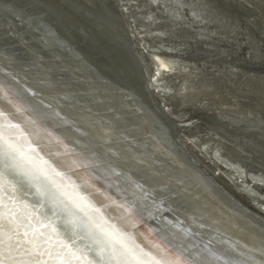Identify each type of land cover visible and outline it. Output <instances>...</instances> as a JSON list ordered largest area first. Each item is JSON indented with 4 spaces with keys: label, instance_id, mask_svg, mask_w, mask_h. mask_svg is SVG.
<instances>
[{
    "label": "water",
    "instance_id": "water-1",
    "mask_svg": "<svg viewBox=\"0 0 264 264\" xmlns=\"http://www.w3.org/2000/svg\"><path fill=\"white\" fill-rule=\"evenodd\" d=\"M203 2L222 17L209 16L215 18L210 23L229 20L230 8L252 6ZM190 6L192 16L197 5ZM123 16L113 0H0V230L14 245L6 258L26 264H264L263 209L213 175L187 139L211 132L210 126L240 134L230 139L247 142L248 152L254 148L264 172V137L247 135V127L264 124L243 116L244 131L202 112L176 119L184 112L170 100L177 114L163 111ZM221 113L229 116L227 109ZM259 113L264 123V110ZM91 115L107 116L117 135L102 140ZM60 134L86 144L84 158ZM122 134L135 143L117 140ZM223 144L246 163L247 154L234 143ZM92 159L101 162L100 171L88 170ZM151 162L164 174L157 175ZM177 185L201 197L184 195ZM216 207L233 215L238 233L217 227Z\"/></svg>",
    "mask_w": 264,
    "mask_h": 264
},
{
    "label": "rangeland",
    "instance_id": "rangeland-1",
    "mask_svg": "<svg viewBox=\"0 0 264 264\" xmlns=\"http://www.w3.org/2000/svg\"><path fill=\"white\" fill-rule=\"evenodd\" d=\"M119 4L121 3V6L124 8V10H125V12H126V14H127V17H126V20L127 21H129L128 23V25L130 26V30L132 31V35H134V38H137V39H135L137 42H139V44H140V47L141 48H143V49H141L142 50V55H143V59L145 60L144 61V64L146 65V70H147V72L146 73H148V77H150V79H154L155 80V82H157L158 80V83H162V84H164L165 85V87L167 86V87H169V86H172L173 87V91H172V93H171V95L168 97V98H170V99H168V100H170L174 105H175V107H180V108H183L182 106H184V108L182 109V111L184 112V113H186V114H191L192 113V111H193V109H195L196 107H200V105H202V103H203V106H201V107H204L205 105H208L207 106V108L209 107L210 108V106L213 108V106H215L214 105V103H217L216 105H217V108H219V109H221V108H224V109H230V110H236V111H241V109H243L244 107H248L249 108V110H248V108L246 107V108H244V112H247V111H252V109L254 110V111H252V112H257L258 111V108H259V110H264V109H261V108H264V95L262 94V92H260V91H263V93H264V77H262V75L264 76V63H263V61L264 60H262V59H264V55H263V51H264V49H263V45H264V36L262 35V34H264L263 32H264V16H262V15H264V10H263V6L262 5H259L258 4V2H257V0H256V2H255V0H254V2H253V4L252 5H254V3H255V5L257 6V4L259 5V6H250V8H248V10L247 11H249V13H251V14H249V13H247V11H244V10H240V11H236L235 12V10L232 8H230V10L231 11H229V12H231L229 15V17H228V21L227 22H222V23H220V22H217V23H210V22H208V20H205V21H200V20H198V21H196L195 23H197L196 24V29L198 28V32H196V33H193V34H191L192 33V31H190V32H188L189 31V27H190V25H191V20L189 21V17H190V15H188V11H187V9L186 8H182V10H179V9H177L176 7H171V6H169V4H167L166 2H165V0H116ZM129 1V2H128ZM140 2V3H139ZM144 2V3H143ZM124 3V4H123ZM143 3V4H142ZM148 3H151V4H149L148 5ZM166 3V4H165ZM136 4V5H135ZM139 4V6H137ZM125 5H127V7H125ZM152 5V6H151ZM131 6V7H130ZM141 6V7H140ZM147 6V7H146ZM159 7V8H158ZM249 7V6H248ZM254 7L256 8L255 10H257V11H255L254 10ZM253 8V9H252ZM262 8V9H261ZM139 9V10H138ZM143 9V10H142ZM152 9V10H151ZM131 10V11H130ZM253 10V11H252ZM263 10V11H262ZM232 11H234V12H232ZM241 11H243V12H241ZM149 12V13H148ZM159 12V13H158ZM244 12H246V14H244ZM254 12V13H253ZM256 12V13H255ZM259 12V13H258ZM131 13V14H130ZM134 13V14H133ZM158 13V14H157ZM233 13H234V15H233ZM260 13H261V15H260ZM263 13V14H262ZM184 14V15H183ZM232 14V15H231ZM247 14H248V16H247ZM169 15V16H168ZM187 15V16H186ZM239 17H238V16ZM250 15H252V16H256V15H258L259 16V19H257L258 18V16H254V18L252 17V16H250ZM149 16V17H148ZM151 16V17H150ZM158 16V17H157ZM161 16H163V19H162V17ZM166 16H167V18H166ZM189 16V17H188ZM232 16V17H231ZM234 16H236V17H234ZM246 16V17H245ZM134 17V18H133ZM170 17H171V19H173V21L170 19ZM186 17V18H185ZM233 17H234V19H233ZM247 17H248V19H247ZM253 18V19H250V18ZM166 18V19H165ZM169 18V19H168ZM244 18V19H243ZM263 18V19H262ZM239 19V20H238ZM240 19H241V21H240ZM257 19V20H256ZM159 20V21H158ZM165 20H166V22H165ZM168 20H169V22H168ZM170 20L172 21V22H170ZM233 20V21H232ZM234 20H235V22H236V25L234 26V25H231L232 23H234ZM236 20H238V21H236ZM252 20H256L257 22H254V24L256 25H254L252 22ZM259 20V21H258ZM181 21V22H180ZM232 21V22H231ZM245 21V22H244ZM177 22H178V24H177ZM229 22V23H228ZM231 22V23H230ZM239 22H244V26L246 25V27H244L242 24L243 23H239ZM157 23V24H156ZM171 23V24H170ZM175 23V24H174ZM180 23V24H179ZM183 23V24H182ZM238 23V24H237ZM249 23L251 24L250 26H251V28L249 27V26H247V25H249ZM170 24V25H169ZM174 26H173V25ZM230 24V25H229ZM257 24H258V26H257ZM262 24V25H261ZM200 25V26H199ZM202 25H203V27H202ZM207 27H206V26ZM242 25V26H241ZM176 26V27H175ZM230 27V28H228V30H227V28L226 27ZM238 26H240V27H242V28H244V29H246L247 27H249V28H247V29H249V30H247L248 31V33L246 32V30L244 31L242 28H240V27H238ZM219 27V28H218ZM235 27H237L236 29H235ZM252 27L254 28V30L255 31H253V29H252ZM258 28V29H255V28ZM135 28V29H134ZM226 28V29H225ZM232 28V29H231ZM201 29H203V31L201 30ZM225 29V30H224ZM240 29V30H239ZM243 31H242V30ZM166 30V31H165ZM188 30V31H187ZM194 31H195V29H193ZM200 30V31H199ZM218 30V31H217ZM231 30V31H230ZM233 30V31H232ZM238 30V31H237ZM263 30V32H261V31ZM163 31H165V32H163ZM178 31V32H177ZM193 31V32H194ZM222 31H224V33L222 32ZM242 31V32H241ZM251 31H252V33L254 32V34L255 33H257V34H259V36L258 37H256V38H254L255 36H253L254 34H252L251 33ZM257 31V32H256ZM259 31H260V33H259ZM154 32V33H153ZM160 32H161V34H160ZM173 32V33H172ZM203 32V33H202ZM244 32V33H243ZM136 35H135V34ZM200 33V34H199ZM207 33H208V35H207ZM210 33H211V35H210ZM219 33V34H218ZM226 33H227V35H226ZM237 33V34H236ZM250 33H251V35H250ZM262 33V34H261ZM199 34V35H198ZM223 34V35H222ZM235 36H234V35ZM243 34V35H242ZM244 34H246V35H244ZM250 36H249V35ZM188 35L189 36H191V35H193V36H191V37H188ZM200 35H201V37H200ZM204 35V36H203ZM219 35V36H218ZM256 35V34H255ZM175 36V37H174ZM195 36V37H194ZM203 36V37H202ZM242 36H243V38H244V36H245V39L243 40V38H242ZM246 36H248V37H246ZM263 37V39H260L259 37ZM205 37H207V38H205ZM208 37H210V38H208ZM217 37V38H216ZM241 39V42H244V43H240V40H239V38ZM161 38V39H160ZM194 38V39H193ZM203 38V39H202ZM211 38L213 39L211 42H210V40H211ZM238 40H237V39ZM248 38V39H247ZM250 38V39H249ZM259 38V39H258ZM139 39V40H138ZM179 39V40H178ZM189 39V40H188ZM252 39V40H251ZM188 40V41H187ZM233 40V41H232ZM248 40V41H247ZM260 40L263 42L262 43V45L260 44L261 42H260ZM217 41V42H216ZM235 41H237V42H235ZM247 41V42H246ZM251 41V42H250ZM258 41V43L255 45L254 44V42L256 43ZM184 42V43H183ZM211 43V44H209V43ZM220 42V43H219ZM235 42V43H234ZM250 42V43H249ZM229 43V44H228ZM230 43H232V44H230ZM250 44V45H248V44ZM253 43V44H252ZM143 44V45H142ZM214 44V45H213ZM219 44V45H218ZM223 44V45H222ZM242 44V45H241ZM212 45V46H211ZM215 45H217V46H215ZM223 47H225V48H223ZM228 45V46H227ZM238 45V47H236ZM252 45H254V46H252ZM261 45V47H260V50H262V51H260L259 49H257V48H259V46ZM145 48H144V47ZM220 46V47H219ZM241 46V47H240ZM245 46V47H244ZM251 46V47H250ZM195 47V48H194ZM210 47V48H209ZM216 48V50H217V53H216V51H215V48ZM227 47H231V49H229V48H227ZM236 49H235V48ZM240 47V48H239ZM255 47V48H254ZM201 48V49H200ZM205 48V49H204ZM218 48H220V49H218ZM244 48V49H243ZM247 48V49H246ZM207 49V50H206ZM208 49H211V51H214L215 53H211V51L209 50V52H208ZM229 49V50H228ZM233 49V50H232ZM238 49H239V51H238ZM152 50V51H151ZM196 50V51H195ZM220 50H222V52L220 51ZM225 50H227V51H225ZM242 50H243V53L245 54V55H243V54H241L242 53ZM145 51V52H144ZM188 51V52H187ZM229 51V52H228ZM232 53H236L237 51V53H236V55L238 56V57H236V55L235 56H233L234 54H232ZM234 51V52H233ZM249 51V52H248ZM252 51V52H251ZM259 53H258V52ZM160 54H159V53ZM200 52V53H199ZM220 52V53H219ZM228 52V53H227ZM239 52H241V53H239ZM249 53V55H248V53ZM255 52V53H254ZM143 53H145V54H143ZM218 53H219V55H218ZM222 53H223V55H222ZM254 53V54H253ZM156 54V55H155ZM202 54V55H201ZM243 56H241V55ZM144 55H146V56H144ZM159 57H158V56ZM215 55V56H214ZM217 55V56H216ZM223 57H222V56ZM226 55V56H225ZM236 57V58H241V62L244 60V63L246 62V64L248 65H246V67H245V65H244V63L242 64L241 62H240V65L242 66H240V65H238V63H239V59H236V58H232V57ZM240 56V57H239ZM155 57V58H154ZM206 57V58H205ZM217 57V58H216ZM226 57H228V58H226ZM229 57H231V58H229ZM255 57V58H254ZM257 57H258V59H257ZM259 57L260 58H262L261 60L259 59ZM219 58H223V59H219ZM226 58V59H225ZM244 58V59H243ZM157 59V60H156ZM167 61H166V60ZM168 59H169V61H168ZM175 61H174V60ZM236 59V60H235ZM251 59H253V60H251ZM254 59H257V60H259V62L257 61H254ZM147 60V61H146ZM161 60V61H160ZM172 60V61H171ZM251 60V61H250ZM215 61V62H214ZM224 62V66H223V62ZM232 61V62H231ZM233 61H235V62H233ZM148 62V63H147ZM157 62V63H156ZM162 62V63H161ZM166 62V63H165ZM172 64H171V63ZM189 62V63H188ZM198 62V63H197ZM220 62V63H219ZM237 62V63H236ZM248 62V63H247ZM260 62H262V63H260ZM183 63V64H182ZM197 63V64H196ZM235 63V64H234ZM255 63H256V66H255ZM257 63H259V65L257 64ZM158 64V65H157ZM157 65V66H156ZM175 65V66H174ZM230 65V66H229ZM234 65V66H233ZM251 65H253V66H251ZM149 66V67H148ZM216 66V67H215ZM221 66H223V68L221 67ZM235 66H237V68H235ZM259 66V67H258ZM150 68V70L148 69V68ZM157 67V68H156ZM231 67V68H230ZM235 69H234V68ZM242 69H241V68ZM250 68V70L249 69H247V68ZM256 67V68H255ZM263 69H262V68ZM162 68V69H161ZM197 68V69H196ZM228 68H229V71H228ZM234 69V71H233V69ZM243 68H244V71L246 72V73H243L244 71H243ZM257 68H259V69H257ZM261 68V69H260ZM165 69V70H164ZM174 69V70H173ZM180 69V70H179ZM187 69V70H186ZM193 69V70H192ZM225 69H227V70H225ZM237 69V70H236ZM241 69V70H240ZM149 70V71H148ZM202 70V71H201ZM209 70V71H208ZM218 70V71H217ZM239 70V71H238ZM261 70V73L260 72H258V71H260ZM172 71V72H171ZM220 71V72H219ZM226 71H228L227 73H226ZM249 71V72H248ZM257 71V72H256ZM165 72V73H164ZM194 72V73H193ZM219 72V73H218ZM224 72V73H223ZM230 72V73H229ZM233 72V74H231ZM235 72V73H234ZM238 72V73H237ZM241 72V73H240ZM263 72V73H262ZM157 73H159L158 75H157ZM182 76H180L179 74ZM205 73V74H204ZM248 73V74H247ZM172 74V75H171ZM190 74V75H189ZM221 74H223V75H221ZM228 74V75H227ZM235 74V75H234ZM238 74V75H237ZM253 74V75H252ZM256 74V75H255ZM261 74V75H260ZM161 75V76H160ZM230 75V76H229ZM234 75V76H233ZM242 75H243V78L246 76L247 78H244L245 79V81H244V79L242 78L241 79V77H242ZM159 76V77H158ZM194 76V77H193ZM195 76H198V77H196L195 78ZM216 76V77H215ZM221 76H222V78H221ZM232 76V77H231ZM249 76V77H248ZM252 76V77H251ZM260 76V77H259ZM170 77H171V79L174 77V79H172L173 80V82H172V80L170 79ZM177 77V78H176ZM191 77V78H190ZM215 77V78H214ZM226 77V78H225ZM240 77V78H239ZM255 77V78H254ZM156 78H158V80L156 79ZM188 78H190V80L188 79ZM194 78V79H193ZM233 78V79H232ZM235 78H237V79H235ZM252 78V80H253V83H252V80H249V79H251ZM179 79V80H178ZM181 79H184V80H181ZM188 79V80H187ZM222 79H224V80H222ZM233 81H232V80ZM240 79V80H239ZM247 79V80H246ZM180 80L182 81V82H180ZM186 80H187V82H186ZM235 80V81H234ZM241 80L242 81H244L243 82V84H244V86H243V84L241 83ZM174 81H175V83H174ZM192 81V82H191ZM231 81V82H230ZM247 81H249V82H247ZM254 81L256 82V83H254ZM260 81H263V83L261 82L260 83ZM181 83L180 85H183L182 87L183 88H181V86H179L178 84L179 83ZM188 83L187 85H186V83ZM224 82V83H223ZM236 82V83H235ZM237 82H239L238 84H239V86H238V84H237ZM245 82H246V84H245ZM259 82V83H258ZM203 83V84H202ZM232 85H231V84ZM247 83H251V84H248L247 85ZM172 84V85H171ZM192 84V85H191ZM206 84V85H205ZM253 84V85H252ZM256 84V85H255ZM258 84H259V86H258ZM261 84H262V86H261ZM163 85V86H164ZM197 86V87H195V86ZM227 85V86H226ZM233 85H234V87H233ZM242 87H241V86ZM245 85H247V86H245ZM249 85L251 86V88L252 87H254L253 88V90H255V91H252V89L249 87ZM175 86V87H174ZM218 86V87H217ZM234 88L233 90H231L232 88ZM237 86L239 87V89L237 88ZM255 86H256V88H255ZM178 87V88H177ZM184 87H186V89H184ZM187 87H189V90H188V88ZM200 87V88H199ZM206 87V88H205ZM227 87V88H226ZM259 87H261V88H259V90H258V88ZM235 88H237V90L235 89ZM241 88V89H240ZM248 88H249V90H248ZM178 89V90H177ZM181 89V91H179ZM218 89V90H217ZM225 91H224V90ZM227 89H228V91H227ZM242 89H243V91H242ZM263 89V90H262ZM177 92H175V91ZM192 92H191V91ZM200 90V91H199ZM204 90V91H203ZM205 90H207V91H205ZM209 90V91H208ZM241 90V91H240ZM244 90H246V91H244ZM183 91V92H182ZM185 91V92H184ZM187 91V92H186ZM190 91V92H189ZM219 91V92H218ZM229 91H231V92H233V93H230ZM259 93H258V92ZM182 94L183 93V96H184V98H183V96L180 94V93ZM188 92H189V94L191 93L192 95H194L195 97H193L192 98V96H191V94H190V96H191V98H185V97H188L189 95H188ZM203 92L205 93V94H211V95H205V94H203ZM221 92H224V93H222L221 94ZM240 92H241V94H240ZM246 92V93H245ZM251 92H252V95H251ZM179 93V94H178ZM184 93H187V94H184ZM194 93V94H193ZM202 93V94H201ZM256 95H255V94ZM176 94H178V95H176ZM198 94V95H197ZM220 94V95H219ZM227 96H226V95ZM233 94V95H232ZM234 94L235 95H237L238 94V96H234ZM258 94V95H257ZM172 95H176V97L175 98H173L174 96H172ZM202 95V96H201ZM214 95V96H213ZM219 95V96H218ZM223 95H224V98L225 99H227V100H229V102H231L230 104H228V103H226L225 102V99L224 100H220V98H222L223 99ZM229 95V96H228ZM250 95V96H249ZM260 95V96H259ZM177 96H178V98H177ZM180 96V97H179ZM205 96V97H204ZM207 96V97H206ZM211 96V98L209 99V97ZM213 96V97H212ZM232 96V97H231ZM244 96V97H243ZM254 96H255V98H254ZM257 96V97H256ZM197 97V98H196ZM198 97H200L199 99H198ZM202 97V98H201ZM207 98L206 100H204V98ZM217 97H219L218 98V100H216L217 99ZM231 97V98H230ZM247 97V98H246ZM196 98V99H195ZM173 99V100H172ZM177 99V100H176ZM192 99V100H191ZM202 99V100H201ZM212 99H214V101H212ZM233 99V100H232ZM235 99V100H234ZM261 99V100H260ZM263 99V100H262ZM190 100L192 101V103L194 102V106H196V107H194L193 106V104H191L190 103ZM200 100V101H199ZM204 100V101H203ZM207 100H209V101H207ZM210 100H211V104L210 103H208V102H210ZM259 100V101H258ZM175 101V102H174ZM187 101H189V102H187ZM201 101H203L202 103H201ZM206 101H207V103H206ZM220 101L222 102V103H220ZM198 102V103H197ZM212 102H214V103H212ZM241 104H240V103ZM258 102V103H257ZM165 103H167V102H165ZM181 103V104H180ZM190 104V105H185V104ZM197 103V104H196ZM199 103H201V104H199ZM225 103L226 104H228V105H225ZM235 103L237 104V103H239V104H237V106H234L235 105ZM261 105H260V104ZM257 104H258V106H262L261 108L260 107H257ZM178 105H180V106H178ZM182 105V106H181ZM199 105V106H198ZM213 105V106H212ZM224 105V106H223ZM241 105H243L244 107L243 108H241L240 109V107H242ZM191 106H193V108H191ZM218 106H220V107H218ZM221 106H223V107H221ZM230 107V108H228V107ZM238 106H240V107H238ZM254 106V107H253ZM251 107V108H250ZM205 108H206V106H205ZM216 108V107H215ZM192 109V110H191ZM214 109V108H213ZM238 109H240V110H238ZM247 109V110H246ZM187 111V112H186ZM242 113H244L243 112V110L241 111ZM241 112H239V113H241ZM258 112H260V111H258ZM192 131V130H191ZM190 131V133H192ZM205 137L206 135H204V134H201V136H199V141L197 140V146H198V148H201V147H204V144H207L206 143V138L207 137H203V136ZM188 138V137H187ZM190 139V138H189ZM202 139H206L204 142L202 141ZM200 143V144H199ZM202 143H203V146H202ZM195 144V143H194ZM200 145V146H199ZM214 145H211L208 149H206V150H204L203 152H204V157H205V155H208V156H210V157H213V155L211 154V147H213ZM222 148V147H221ZM221 154H222V156L225 158H223L222 156L220 157L219 156V158L220 159H222V160H224V161H226V162H232V161H234L235 160V158L236 157H234L235 155H233L229 150L227 151V150H221ZM224 152V153H223ZM228 152H230L231 153V155H230V153L228 154ZM211 154V155H210ZM203 155V154H202ZM229 156V157H228ZM232 156V158L231 159H229L230 157ZM214 158V157H213ZM218 157H217V159L215 160L216 162L218 161V159H219Z\"/></svg>",
    "mask_w": 264,
    "mask_h": 264
},
{
    "label": "bare ground",
    "instance_id": "bare-ground-1",
    "mask_svg": "<svg viewBox=\"0 0 264 264\" xmlns=\"http://www.w3.org/2000/svg\"><path fill=\"white\" fill-rule=\"evenodd\" d=\"M114 1V3L116 4V6L118 7V9L121 11V13H122V16H123V18H124V22H125V29L127 30V32H128V34H130V37H132L131 39H133V41H134V43H135V47H136V50H137V52L139 53L138 55V57H139V59H140V61L142 62V65H144L145 67H146V65L144 64V59H143V55H142V50L141 49H143V48H141L140 47V44H139V42H137L135 39H137V38H134V35H132L131 33H132V31L130 30V26L128 25L129 23V21H127L126 20V17H127V14H126V12H125V10H124V8L121 6V3L119 4L116 0H113ZM130 1V0H129ZM128 1V2H129ZM143 1V0H142ZM248 4H253V2H254V0H245ZM165 2L167 3V4H169V2H173V0H165ZM175 3L174 4H176V5H174L177 9H179V10H182V8H190L191 6H190V4L193 2V3H195L196 5H197V7L195 8V9H191V14H192V16H188L189 17V21L191 20V25H190V27L188 28L189 29V31L188 32H190V31H192V33L191 34H193V33H196V32H198V28L196 29L195 27H196V24L197 23H195L196 21H198V20H200V21H205V20H210V21H212V20H215V18L214 19H210L209 18V16H216V17H219V18H222L221 16H219L218 14H217V11L213 8V7H208V6H206V7H204L205 5H204V2H203V0H201V2L200 3H198V2H195V1H190V0H175L174 1ZM188 2H190V4H188ZM255 2H256V0H255ZM257 2H258V0H257ZM256 2V3H257ZM140 3V2H139ZM144 3V2H143ZM142 3V4H143ZM165 3V4H166ZM259 3V2H258ZM124 4V3H123ZM149 4H151V3H148V5ZM136 5V4H135ZM202 5V6H201ZM204 5V6H203ZM254 5H255V3H254ZM254 5H252V6H254ZM137 6H139V4L137 5ZM152 6V5H151ZM169 6H171V7H173L171 4H169ZM256 6V5H255ZM257 6H259L258 4H257ZM256 6V7H257ZM125 7H127V5H125ZM131 7V6H130ZM141 7V6H140ZM147 7V6H146ZM159 8V7H158ZM174 8V7H173ZM258 8V7H257ZM232 9V8H231ZM251 9V8H250ZM253 9V8H252ZM256 8L254 7V10H255ZM262 9V8H261ZM139 10V9H138ZM143 10V9H142ZM152 10V9H151ZM188 10V9H187ZM241 10V9H240ZM239 10V11H240ZM248 10V9H247ZM263 10H264V8H263ZM262 10V11H263ZM131 11V10H130ZM231 11V10H230ZM250 11V10H249ZM249 11H247V13H249ZM253 11V10H252ZM255 11H257V10H255ZM232 12H234V11H232ZM236 12V11H235ZM241 12H243V11H241ZM149 13V12H148ZM159 13V12H158ZM157 13V14H158ZM231 12H229V14H230ZM254 13V12H253ZM256 13V12H255ZM259 13V12H258ZM264 13V12H263ZM262 13V14H263ZM131 14V13H130ZM134 14V13H133ZM244 14H246V12H244ZM249 14H251V13H249ZM184 15V14H183ZM188 15H190V13H188ZM232 15V14H231ZM233 15H234V13H233ZM260 15H261V13H260ZM169 16V15H168ZM187 16V15H186ZM230 16V15H229ZM238 16V15H237ZM247 16H248V14H247ZM250 16H252V15H250ZM255 16V15H254ZM254 16H252L253 18H254ZM256 16H258V15H256ZM255 16V17H256ZM262 16H264V15H262ZM149 17V16H148ZM151 17V16H150ZM158 17V16H157ZM162 17V19H163V16H161ZM208 17V18H207ZM232 17V16H231ZM234 17H236V16H234ZM234 17H233V19H234ZM239 17V16H238ZM246 17V16H245ZM128 18V17H127ZM134 18V17H133ZM166 18H167V16H166ZM165 18V19H166ZM186 18V17H185ZM199 18H201V19H199ZM250 18V17H249ZM253 18H250V19H253ZM257 18V17H256ZM169 19V18H168ZM170 19H171V17H170ZM223 19H225V18H223ZM223 19H222V21H223ZM244 19V18H243ZM247 19H248V17H247ZM257 19H259V16H258V18ZM256 19V20H257ZM263 19V18H262ZM172 21H173V19H171ZM170 20V22H172ZM217 20V19H216ZM239 20V19H238ZM238 20H236V21H238ZM254 21V20H252L253 22V24H254V22H257V21ZM159 21V20H158ZM221 21V20H220ZM221 21V22H222ZM228 20H226V22H227ZM233 21V20H232ZM231 21V22H232ZM240 21H241V19H240ZM259 21V20H258ZM165 22H166V20H165ZM168 22H169V20H168ZM174 22V21H173ZM181 22V21H180ZM245 22V21H244ZM244 22H239L240 24L241 23H243L242 25L244 26ZM157 24V23H156ZM171 24V23H170ZM169 24V25H170ZM175 24V23H174ZM177 24H178V22H177ZM180 24V23H179ZM183 24V23H182ZM238 24V23H237ZM173 25V24H172ZM230 25V24H229ZM231 25H236V22H235V20H234V23H232ZM241 25V26H242ZM251 24L249 23V25H247V26H249L250 28H251V26H250ZM255 25V24H254ZM262 25V24H261ZM174 26V25H173ZM200 26V25H199ZM206 26V25H205ZM237 26V25H236ZM256 26V25H255ZM257 26H258V24H257ZM176 27V26H175ZM202 27H203V25H202ZM207 27V26H206ZM226 27V26H225ZM238 27H240V26H238ZM244 27H246V25L244 26ZM249 27H247V28H249ZM259 27V26H258ZM219 28V27H218ZM227 28V30H228V28H230V27H226ZM225 28V29H226ZM237 27H235V29H236ZM240 28H242V27H240ZM244 29V28H242L244 31L246 30V32L248 33V31L247 30H249V29ZM264 28V27H263ZM135 29V28H134ZM193 29H195V31L193 30ZM224 29V30H225ZM232 29V28H231ZM241 29V30H242ZM252 29H253V31H255L254 30V28L252 27ZM255 29H258L257 27L255 28ZM202 31H203V29H201ZM240 30V29H239ZM242 30V31H243ZM166 31V30H165ZM165 31H163V32H165ZM194 31V32H193ZM200 31V30H199ZM218 31V30H217ZM231 31V30H230ZM233 31V30H232ZM238 31V30H237ZM241 31V32H242ZM261 31V30H260ZM260 31H259V33H260ZM178 32V31H177ZM223 33H224V31H222ZM257 32V31H256ZM261 32H263V30L261 31ZM154 33V32H153ZM173 33V32H172ZM203 33V32H202ZM244 33V32H243ZM251 33H252V31H251ZM251 33H250V35H251ZM264 33V32H263ZM135 34V33H134ZM160 34H161V32H160ZM200 34V33H199ZM198 34V35H199ZM219 34V33H218ZM237 34V33H236ZM252 34H254V32L252 33ZM256 34V35H255ZM253 36H255L254 38H256V37H258L259 36V34H257V33H255ZM262 34V33H261ZM136 35V34H135ZM162 35V34H161ZM207 35H208V33H207ZM210 35H211V33H210ZM223 35V34H222ZM226 35H227V33H226ZM234 35V34H233ZM243 35V34H242ZM244 35H246V34H244ZM249 35V34H248ZM249 35V36H250ZM263 36H264V34H262ZM191 36H193V35H191ZM191 36H189L188 35V37H191ZM204 36V35H203ZM202 36V37H203ZM219 36V35H218ZM235 36V35H234ZM252 36V35H251ZM175 37V36H174ZM195 37V36H194ZM200 37H201V35H200ZM246 37H248V36H246ZM205 38H207V37H205ZM208 38H210V37H208ZM217 38V37H216ZM239 38V37H238ZM242 38H243V36H242ZM260 39H263V37H259ZM258 38V39H259ZM161 39V38H160ZM194 39V38H193ZM203 39V38H202ZM237 39V38H236ZM245 39V36H244V38H243V40ZM248 39V38H247ZM250 39V38H249ZM139 40V39H138ZM179 40V39H178ZM189 40V39H188ZM187 40V41H188ZM213 39L211 38V40H210V42L212 41ZM238 40V39H237ZM239 40H240V43H244V42H241V39L239 38ZM252 40V39H251ZM233 41V40H232ZM248 41V40H247ZM246 41V42H247ZM263 41V40H262ZM261 40H260V44L262 45V42ZM217 42V41H216ZM235 42H237V41H235ZM234 42V43H235ZM251 42V41H250ZM249 42V43H250ZM184 43V42H183ZM209 43V42H208ZM220 43V42H219ZM258 43V41L255 43L254 42V44L256 45ZM209 44H211V43H209ZM229 44V43H228ZM230 44H232V43H230ZM248 44V43H247ZM253 44V43H252ZM143 45V44H142ZM214 45V44H213ZM219 45V44H218ZM223 45V44H222ZM221 45V46H222ZM242 45V44H241ZM248 45H250V44H248ZM261 45L259 46V48H257V49H259L260 50V47H261ZM212 46V45H211ZM215 46H217V45H215ZM228 46V45H227ZM252 46H254V45H252ZM264 46V45H263ZM144 47V46H143ZM218 47V46H217ZM220 47V46H219ZM223 47V46H222ZM236 47H238V45L236 46ZM241 47V46H240ZM239 47V48H240ZM245 47V46H244ZM251 47V46H250ZM145 48V47H144ZM195 48V47H194ZM210 48V47H209ZM215 48V47H214ZM223 48H225V47H223ZM227 48H229V47H227ZM235 48V47H234ZM255 48V47H254ZM201 49V48H200ZM205 49V48H204ZM218 49H220V48H218ZM229 49H231V47L229 48ZM228 49V50H229ZM236 49V48H235ZM244 49V48H243ZM247 49V48H246ZM263 49H264V47H263ZM207 50V49H206ZM209 50L211 51V49H208V52H209ZM233 50V49H232ZM152 51V50H151ZM196 51V50H195ZM215 51H216V53H217V50H216V48H215ZM221 52H222V50H220ZM225 51H227V50H225ZM238 51H239V49H238ZM237 51V52H238ZM260 51H262V50H260ZM145 52V51H144ZM188 52V51H187ZM215 53L214 51H211V53ZM229 52V51H228ZM227 52V53H228ZM231 52V51H230ZM234 52V51H233ZM236 52V53H237ZM249 52V51H248ZM247 52V53H248ZM252 52V51H251ZM258 52V51H257ZM264 52V51H263ZM159 53V52H158ZM200 53V52H199ZM220 53V52H219ZM219 53H218V55H219ZM232 53V52H231ZM235 53V52H234ZM234 53H232V54H234ZM236 53L233 55V56H235L236 55ZM239 53H241V52H239ZM255 53V52H254ZM253 53V54H254ZM259 53V52H258ZM143 54H145V53H143ZM160 54V53H159ZM238 54V53H237ZM241 54H243V55H245L244 53H243V50H242V53ZM240 54V55H241ZM156 55V54H155ZM202 55V54H201ZM222 55H223V53H222ZM221 55V56H222ZM248 55H249V53H248ZM263 55H264V53H263ZM144 56H146V55H144ZM158 56V55H157ZM215 56V55H214ZM217 56V55H216ZM224 56V55H223ZM222 56V57H223ZM226 56V55H225ZM242 56V55H241ZM159 57V56H158ZM232 57V56H231ZM231 57H229V58H231ZM236 57H238L237 55H236ZM236 57H232V58H236ZM240 57V56H239ZM243 57V56H242ZM155 58V57H154ZM206 58V57H205ZM217 58V57H216ZM226 58H228V57H226ZM225 58V59H226ZM231 58V59H232ZM255 58V57H254ZM263 58V57H262ZM262 58H260L259 57V59L261 60ZM219 59H223V58H219ZM236 59H239L240 61H239V63H238V65H240V62H241V58H236ZM235 59V60H236ZM244 59V58H243ZM257 59H258V57H257ZM257 59H254V61H256ZM157 60V59H156ZM166 60V59H165ZM174 60V59H173ZM245 60V59H244ZM244 60L241 62L242 64L244 63ZM251 60H253V59H251ZM250 60V61H251ZM262 60H264V59H262ZM147 61V60H146ZM161 61V60H160ZM167 61V60H166ZM168 61H169V59H168ZM172 61V60H171ZM175 61V60H174ZM258 62H259V60H257ZM256 61V62H257ZM215 62V61H214ZM223 62V61H222ZM232 62V61H231ZM233 62H235V61H233ZM148 63V62H147ZM157 63V62H156ZM162 63V62H161ZM166 63V62H165ZM171 63V62H170ZM189 63V62H188ZM198 63V62H197ZM196 63V64H197ZM220 63V62H219ZM237 63V62H236ZM248 63V62H247ZM260 63H262V62H260ZM263 63H264V61H263ZM262 63V64H263ZM172 64V63H171ZM183 64V63H182ZM235 64V63H234ZM246 64V62L244 63V65ZM258 65H259V63H257ZM158 65V64H157ZM156 65V66H157ZM225 64H224V62H223V66H224ZM247 65V64H246ZM246 65H245V67H246ZM249 65V64H248ZM247 65V66H248ZM175 66V65H174ZM223 66H221L222 68H223ZM230 66V65H229ZM234 66V65H233ZM241 66V65H240ZM251 66H253V65H251ZM255 66H256V63H255ZM216 67V66H215ZM242 67V66H241ZM240 67V68H241ZM259 67V66H258ZM157 68V67H156ZM231 68V67H230ZM234 68V67H233ZM232 68V69H233ZM235 68H237V66H235ZM234 68V69H235ZM256 68V67H255ZM262 68V67H261ZM260 68V69H261ZM149 69V68H148ZM162 69V68H161ZM197 69V68H196ZM234 69H233V71H234ZM242 69V68H241ZM240 69V70H241ZM247 69H249L250 70V68L248 67ZM257 69H259V68H257ZM263 69V68H262ZM165 70V69H164ZM174 70V69H173ZM180 70V69H179ZM187 70V69H186ZM193 70V69H192ZM225 70H227V69H225ZM237 70V69H236ZM149 71V70H148ZM202 71V70H201ZM209 71V70H208ZM218 71V70H217ZM228 71H229V68H228ZM228 71H226V73L228 72ZM239 71V70H238ZM243 71H244V68H243ZM264 71V70H263ZM172 72V71H171ZM220 72V71H219ZM218 72V73H219ZM249 72V71H248ZM257 72V71H256ZM258 72H260L261 73V70L260 71H258ZM165 73V72H164ZM194 73V72H193ZM224 73V72H223ZM230 73V72H229ZM235 73V72H234ZM238 73V72H237ZM241 73V72H240ZM243 73H246L245 71L243 72ZM263 73V72H262ZM148 74V73H147ZM159 73H157V75H158ZM179 74V73H178ZM205 74V73H204ZM231 74H233V72L231 73ZM248 74V73H247ZM172 75V74H171ZM180 75V74H179ZM190 75V74H189ZM221 75H223V74H221ZM228 75V74H227ZM235 75V74H234ZM233 75V76H234ZM238 75V74H237ZM253 75V74H252ZM256 75V74H255ZM261 75V74H260ZM161 76V75H160ZM181 76V75H180ZM230 76V75H229ZM159 77V76H158ZM182 77V76H181ZM194 77V76H193ZM196 77H198V76H195V78ZM216 77V76H215ZM214 77V78H215ZM232 77V76H231ZM249 77V76H248ZM252 77V76H251ZM260 77V76H259ZM262 77H264L263 75H262ZM177 78V77H176ZM191 78V77H190ZM190 78H188L189 80H190ZM221 78H222V76H221ZM226 78V77H225ZM240 78V77H239ZM243 78V75H242V77H241V79ZM244 78H247L246 76L244 77ZM243 78V79H244ZM255 78V77H254ZM157 80H158V78H156ZM170 79H171V77H170ZM172 79H174V77L172 78ZM171 79V80H172ZM187 79V80H188ZM194 79V78H193ZM233 79V78H232ZM231 79V80H232ZM235 79H237V78H235ZM148 80H149V84H150V87H151V89H152V91L154 92V94L156 95V97H157V99H156V101L159 103V105H160V107H161V109L163 110V111H165L166 113H168L169 115H172V114H177V112L176 111H173L172 109H171V106L170 105H168V103H165V102H167V100L168 99H170V98H168L170 95H171V93H172V91H173V87L172 86H169V87H165V85L164 84H162V83H158V81L157 82H155V80L154 79H150V77H148ZM175 80V79H174ZM179 80V79H178ZM181 80H184V79H181ZM180 80V82H182ZM187 80H186V82H187ZM222 80H224V79H222ZM240 80V79H239ZM247 80V79H246ZM249 80H252V78L251 79H249ZM6 81V85L8 86V87H10V85H11V80H5ZM233 81V80H232ZM235 81V80H234ZM244 81H245V79H244ZM244 81H242L241 80V83L243 84V82ZM8 82H10V84H8ZM172 82H173V80H172ZM185 82V83H186ZM192 82V81H191ZM231 82V81H230ZM247 82H249V81H247ZM257 82V81H256ZM255 81H254V83H256ZM263 83V81H260V83ZM174 83H175V81H174ZM177 83V82H176ZM175 83V84H176ZM179 83V82H178ZM224 83V82H223ZM236 83V82H235ZM239 82H237V84H238ZM252 83H253V80H252ZM259 83V82H258ZM181 83H179L178 85L179 86H181V88H183L182 86L183 85H180ZM188 83H186V85H187ZM203 84V83H202ZM231 84V83H230ZM245 84H246V82H245ZM248 84H251V83H247V85ZM2 85V84H1ZM164 85V86H163ZM172 85V84H171ZM192 85V84H191ZM206 85V84H205ZM232 85V84H231ZM247 85H245V86H247ZM253 85V84H252ZM256 85V84H255ZM3 86V88H4V84L2 85ZM195 86V85H194ZM227 86V85H226ZM238 86H239V84H238ZM237 86V88L239 89V87ZM241 86V85H240ZM243 86H244V84H243ZM258 86H259V84H258ZM261 86H262V84H261ZM264 86V85H263ZM175 87V86H174ZM195 87H197V86H195ZM218 87V86H217ZM231 87V86H230ZM233 87H234V85H233ZM242 87V86H241ZM249 87L251 88V86L249 85ZM178 88V87H177ZM188 88V90H189V87H187ZM200 88V87H199ZM206 88V87H205ZM227 88V87H226ZM232 88V87H231ZM237 88H235L236 90H237ZM253 88L254 87H252L251 89H252V91H255V90H253ZM255 88H256V86H255ZM258 88V87H257ZM259 88H261V87H259ZM259 88H258V90H259ZM184 89H186V87H184ZM234 88H232L231 90H233ZM241 89V88H240ZM178 90V89H177ZM218 90V89H217ZM224 90V89H223ZM248 90H249V88H248ZM263 90V89H262ZM175 91V90H174ZM179 91H181V89L179 90ZM191 91V90H190ZM189 91V92H190ZM200 91V90H199ZM204 91V90H203ZM205 91H207V90H205ZM209 91V90H208ZM225 91V90H224ZM227 91H228V89H227ZM234 91V90H233ZM241 91V90H240ZM242 91H243V89H242ZM244 91H246V90H244ZM250 91V90H249ZM176 92V91H175ZM183 92V91H182ZM185 92V91H184ZM187 92V91H186ZM189 92H188V97H185V98H191V96H192V98L193 97H195L194 95H192L191 93V96H190V94H189ZM192 92V91H191ZM219 92V91H218ZM230 93H233V92H231V91H229ZM247 92V91H246ZM245 92V93H246ZM258 92V91H257ZM260 92H262V94L264 95V93H263V91H260ZM177 93V92H176ZM180 93V92H179ZM178 93V94H179ZM222 93H224V92H221V94ZM259 93V92H258ZM178 94H176V95H178ZM181 94V93H180ZM184 94H187V93H184ZM194 94V93H193ZM202 94V93H201ZM203 94H205L204 92H203ZM212 94V93H211ZM211 94H205V95H211ZM240 94H241V92H240ZM255 94V93H254ZM176 95H172V96H174L173 98H175L176 97ZM182 96H183V93L181 94ZM198 95V94H197ZM220 95V94H219ZM218 95V96H219ZM226 95V94H225ZM233 95V94H232ZM251 95H252V92H251ZM256 95V94H255ZM258 95V94H257ZM185 96V95H184ZM184 96H183V98H184ZM202 96V95H201ZM214 96V95H213ZM212 96V97H213ZM227 96V95H226ZM229 96V95H228ZM234 96H238V94L237 95H235L234 94ZM250 96V95H249ZM260 96V95H259ZM180 97V96H179ZM205 97V96H204ZM203 97V98H204ZM207 97V96H206ZM232 97V96H231ZM230 97V98H231ZM244 97V96H243ZM257 97V96H256ZM177 98H178V96H177ZM197 98V97H196ZM195 98V99H196ZM200 97H198V99H199ZM202 98V97H201ZM211 98V96L209 97V99ZM218 98L219 97H217V99L216 100H218ZM226 98V97H225ZM224 98V95H223V99L222 98H220V100H224L225 99ZM247 98V97H246ZM254 98H255V96H254ZM194 99V98H193ZM207 98H204V100H206ZM173 100V99H172ZM177 100V99H176ZM192 100V99H191ZM190 100V103L191 104H193V106H194V102L192 103V101ZM202 100V99H201ZM203 100V101H204ZM227 99H225V102L226 103H228L229 102V100H227ZM233 100V99H232ZM235 100V99H234ZM261 100V99H260ZM263 100V99H262ZM200 101V100H199ZM203 101H201V103L203 102ZM207 101H209V100H207ZM207 101H206V103H207ZM212 101H214V99H212ZM259 101V100H258ZM175 102V101H174ZM187 102H189V101H187ZM198 103V102H197ZM196 103V104H197ZM201 103H199V104H201ZM208 103H210L211 104V100H210V102H208ZM207 103V104H208ZM212 103H214V102H212ZM220 103H222L221 101H220ZM225 103V105H228V104H230L231 102H229L228 104H226ZM240 103V102H239ZM239 103H237V104H239ZM258 103V102H257ZM181 104V103H180ZM217 103H214V105L215 106H213V108L210 106V108L208 107L207 108V106L208 105H205L206 106V108H205V106L204 107H201V106H203V103H202V105H200V107H196V106H194V107H196L195 109H193V111H192V113L191 114H186V113H183V114H181V115H179V117H175L176 119H178V118H183L184 116L185 117H187V116H191L192 114H195L196 112H198V114H199V112L201 113H207V115L210 117V116H213V117H215V115H218L219 116V118H220V120L221 121H227V123L228 122H231V123H233L234 125H235V127L236 128H238V127H240V130H244L245 131V127H247V125L246 124H243L242 123V121H243V116H250V117H254V120H256V121H258V122H260L261 124H264L263 123V121L261 120V118H262V116H261V114L258 112V111H260L259 110V108H258V113H256V111L255 112H252V111H254L253 109H252V111H247V112H244L245 110H244V108H246V107H244L243 105H241L242 107H240V106H238V107H240V109L241 108H243V109H241V111L243 110V112L244 113H242L241 111H239V112H241V113H239L238 111H234V110H230V109H227L228 111H229V116H226L228 113H225L224 115L221 113L222 111L223 112H225V110L226 109H224V108H221V109H219V108H217V105H216ZM237 104L235 103V105L234 106H237ZM241 104V103H240ZM260 104V103H259ZM185 105H190V104H185ZM261 105V104H260ZM178 106H180V105H178ZM182 106V105H181ZM193 106H191V108H193ZM199 106V105H198ZM224 106V105H223ZM223 106H221V107H223ZM183 108H184V106H182ZM216 107V108H215ZM218 107H220V106H218ZM228 107V106H227ZM254 107V106H253ZM257 107H260V106H258V104H257ZM262 107V106H261ZM260 107V108H261ZM180 108V107H179ZM183 108H180V110H182ZM228 108H230V107H228ZM248 108V107H247ZM251 108V107H250ZM88 109H90L89 107H88ZM171 109V110H170ZM240 109H238V110H240ZM261 109H264V108H261ZM170 110V111H169ZM192 110V109H191ZM247 110V109H246ZM248 110H249V108H248ZM84 111V110H83ZM184 111V110H183ZM187 112V111H186ZM201 113V114H202ZM84 114H86L85 112H84ZM88 114H90V113H88ZM88 114H86V115H88ZM117 117H118V114H115ZM92 116V115H91ZM92 118H95L96 120H99V131H100V133L102 134L101 136V139L103 140H105L106 139V141H109V137H112V136H116L117 134H116V131L118 130L119 131V129L118 128H116L115 126H113V125H111V123L110 124H108V121H107V119H108V117L107 116H105V115H96V116H92ZM212 119V118H211ZM191 121H196V119H195V117H194V115H193V117H191V118H189L187 121H185V122H187V123H185V124H189V125H187L188 127L189 126H191V124L193 123V122H191ZM217 121V120H216ZM218 122V124H217V126L218 127H221L222 126V123L221 122H219V121H217ZM195 125V124H194ZM197 125V124H196ZM73 127H75V126H73ZM194 127H196V126H194ZM193 126L192 127H190L189 129H192V128H194ZM78 128V127H77ZM214 128L215 127H211L210 126V129H211V132H207V133H203L204 135H206L205 137H207L205 140H206V143L207 144H204V147H201V148H198V146H197V140L199 139V137L197 136L198 134H196V135H192V136H187L188 138V140H190V142H191V140H193V144H191L190 146H188L193 152H194V154L198 157L199 155H202V158H199V160L203 163V165L204 166H206L212 173H213V175L214 174H217V178H219L220 180H222L224 183H226V185L230 188V189H234L235 191H237V193H239V195L240 196H242V197H245L246 199H248L249 201H251V202H253L254 204H256L257 206H259L261 209H263V211H264V172H262V169H260L258 166H260V165H262V161L260 160V158H259V156H258V154H257V151L254 149V148H252L251 149V152H248V149L246 148V144H248L247 142H245V143H243V144H241V142L240 143H235L234 141H232V139H230V138H233V139H235V141H237L238 139H242V136L239 134H230V130H224L222 127V129L221 128H219V129H221V130H223L224 132H222L221 130L219 131V132H217L216 130H214ZM247 129H248V133H247V135L248 136H250L251 138H253L254 139V135H260V136H262V137H264V126L262 125L261 126V128H258V127H256V126H249V127H247ZM259 131V132H261L262 134H259V133H257L256 131ZM213 132V133H212ZM234 132V131H233ZM61 135V134H60ZM58 136V138L60 139V141L62 142V143H64L67 147H69V149H70V151L75 155V156H79V157H83L84 158V156H83V154H85V152L86 151H88V150H86L85 151V149H86V144L82 147V146H80V143H78L76 140H75V138H71V137H68V138H65L64 136ZM123 136V137H122ZM201 136V135H200ZM203 136V135H202ZM216 138H218V139H216ZM122 137V138H121ZM121 137H117L116 139L117 140H119V139H121V140H125V141H127V143H135V141H134V139H131V138H129L127 135H125V134H122L121 135ZM192 137V138H191ZM204 137V136H203ZM204 137V138H205ZM113 138V137H112ZM190 138V139H189ZM194 139H195V141H194ZM230 139V140H229ZM264 139V138H263ZM204 139H202V141L204 142L205 141ZM245 140V139H244ZM199 141V140H198ZM228 143V144H235V146L240 150V152H243L245 155L247 154V156H248V159H247V161H246V163H244L243 164V162H241L238 158L236 159L235 158V160L234 161H232V162H226V161H224V160H222V159H220L219 158V156L221 157L222 156V152H221V150L223 149H225V150H229V148H227L226 147V145L225 144H223V143H226V142ZM144 142L145 143H148V144H150V149H151V151L153 152V153H155V154H157L158 156H160V158L161 159H163V160H167L166 159V156H165V154H164V152L162 151V148H161V146H159L158 144H157V142H152V139H149V138H146L145 140H144ZM222 142V143H221ZM250 142H252V141H250ZM192 143V142H191ZM195 143V144H194ZM254 143V142H253ZM200 144V143H199ZM134 145V144H133ZM194 145V146H193ZM211 145H214L213 147H211L210 149H211V154L213 155V157H210V156H208V155H205V157H204V150H206V149H208ZM200 146V145H199ZM202 146H203V143H202ZM222 147V148H221ZM85 148V149H84ZM196 149V150H195ZM231 150V149H230ZM229 150V151H230ZM207 151V150H206ZM224 153V152H223ZM230 152H228V154H229ZM237 153V152H236ZM140 154V153H139ZM139 154H137L139 157H141V159L142 160H146L145 159V157H143V156H141V155H144L143 153H141V155H139ZM210 154V155H211ZM230 155H231V153H230ZM217 157L219 158L218 159V161L216 162L215 160L217 159ZM223 157V156H222ZM229 157V156H228ZM235 157V156H234ZM224 158V157H223ZM232 158V156L229 158V159H231ZM225 159V158H224ZM88 163H89V166H90V168L88 169V170H90L91 172L92 171H100V168L98 167V165L99 166H101V162L100 161H98V160H94V159H92V161H87ZM167 162V161H166ZM207 162V163H206ZM150 165H152V166H154L153 168H152V170L154 171V172H156V174L157 175H160V174H164V170H163V168L161 167V166H159V162H157V164H158V166L157 167H155V164L154 163H149ZM260 164V165H259ZM173 167H175V165L173 164L172 165ZM261 167V166H260ZM93 169V170H92ZM106 178L108 177V178H110L111 176H112V174H110V175H108V174H103ZM166 176V178H168L170 181H171V183H175L176 184V180H174V178L171 176V175H169V174H165ZM161 176V175H160ZM225 178L227 179V180H225ZM114 179V178H113ZM177 189L182 193V194H184V195H186V194H188L189 196H193L194 198H196V197H201V196H198V195H200V194H198V192L197 191H192V190H187V189H185L182 185H177ZM190 189V188H189ZM132 198L133 199H136V200H139V201H141V202H144L143 201V199H142V196L139 194V193H135V192H132ZM216 209L217 210H212L213 212H214V214L216 215V212H217V215L216 216H214V219H213V221L214 222H217V223H221V224H219V225H221V226H217L218 228H220V227H225V229H226V231L228 230V226H229V230L227 231V233L228 234H233V233H238L237 232V229H235V227H237L238 228V224H237V222L234 220V217H233V215H230V214H226V215H221V209L220 208H218V207H216ZM223 217H227V219H229L230 220V222L227 220V219H224ZM225 223H227V224H225ZM237 225V226H236ZM240 227V226H239ZM235 230V231H234ZM231 233H230V232ZM240 231V230H239ZM242 233L243 232H241V234L240 235H242ZM227 234V235H228ZM234 235H236V234H234ZM238 237H240V236H238ZM253 248V247H252ZM254 251H257L258 252V250H257V248L254 250ZM13 257V256H12ZM13 258H15L16 260H17V257H13ZM19 259V258H18ZM30 264H35V263H30Z\"/></svg>",
    "mask_w": 264,
    "mask_h": 264
},
{
    "label": "snow or ice",
    "instance_id": "snow-or-ice-1",
    "mask_svg": "<svg viewBox=\"0 0 264 264\" xmlns=\"http://www.w3.org/2000/svg\"><path fill=\"white\" fill-rule=\"evenodd\" d=\"M2 115L3 113L0 112V116ZM11 239H12L11 236H9L7 243H6L5 238H4V233L2 230H0V264H26V262L16 260L15 258H6L5 250L7 249L8 253L10 254L14 247V245L11 242ZM35 264H45V262L36 261ZM156 264H161V262L157 261Z\"/></svg>",
    "mask_w": 264,
    "mask_h": 264
}]
</instances>
